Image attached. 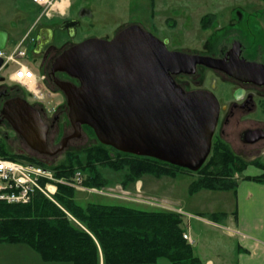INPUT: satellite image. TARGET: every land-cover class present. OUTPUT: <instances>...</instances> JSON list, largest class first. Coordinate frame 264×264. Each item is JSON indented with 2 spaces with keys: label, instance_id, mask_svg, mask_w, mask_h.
<instances>
[{
  "label": "water",
  "instance_id": "95a60500",
  "mask_svg": "<svg viewBox=\"0 0 264 264\" xmlns=\"http://www.w3.org/2000/svg\"><path fill=\"white\" fill-rule=\"evenodd\" d=\"M50 36L44 28L37 46ZM8 38V32L0 29V49ZM197 63H201L197 54L168 50L165 41L130 25L111 39L85 38L55 57L52 70L79 81L76 86L56 80L66 97L71 134L50 145L48 125L39 110L21 97L3 104L2 117L39 154L61 152L85 125L100 143L120 152L196 171L211 151L218 101L211 92H185L171 74L194 73ZM250 133L249 143L264 138L263 129Z\"/></svg>",
  "mask_w": 264,
  "mask_h": 264
},
{
  "label": "rangeland",
  "instance_id": "374dc122",
  "mask_svg": "<svg viewBox=\"0 0 264 264\" xmlns=\"http://www.w3.org/2000/svg\"><path fill=\"white\" fill-rule=\"evenodd\" d=\"M68 5L67 11H64L63 14L51 13L50 16L43 14L39 17L42 13V8L33 3L32 0H0V29L7 31L9 34V42L7 45L9 46L10 44H13L28 31L31 25L35 24L33 35L36 34L40 26L48 25L53 28V37L50 44H53L56 47L60 46V44L67 40L68 37L65 31L54 28L55 24L59 23L63 18L75 17L76 12L79 13L80 9H86L88 13L81 17L76 16V18L79 17L80 24L75 29L76 34L72 39V42H79L88 37L104 39L108 37L113 38V35L117 30H123L130 25H138L144 31L157 37L159 40L165 41V46L168 50L191 52L190 54L204 51L205 48L203 45L205 41V45H207V42L209 41L208 45H212L210 47L215 50L218 49L219 45L222 44L224 40L231 39V37L239 39L244 43V46H252L263 42V36L260 32L264 29V0H69ZM260 14H262L260 19L263 26H258L259 24L255 19V15ZM207 15L211 16V18H209L211 19V21L209 20L210 25L209 27L202 28L201 19ZM235 17H237V19ZM31 22L33 23L31 24ZM32 46L34 45L32 44L29 48L26 61L37 75L45 77L47 75V67H43L42 69L38 67V62L41 56L33 53ZM13 69L14 67L12 65H8L3 72H0V76H5V79L3 77L0 78V80H2L0 83H11L7 80L9 73ZM211 75L208 74V77ZM193 86L197 87V85ZM41 90L45 95H49L50 103L56 104L58 101L61 102L62 99L59 98L58 93L52 94V88H44L42 85ZM53 91L57 90L53 89ZM27 94L29 95L28 99L32 104L38 107L42 106L33 95L28 92ZM62 102L65 104V100ZM36 109H41L46 114L49 113L47 108ZM67 114L68 108H63L58 122L60 128L57 129L58 131L56 130L57 134L54 140L51 137L52 141L49 139L48 143L55 145L62 136L69 134L72 131V126L70 125ZM0 132L3 136L5 133L9 135L7 141L8 149L5 145H2L6 151L32 156L48 165H57L64 161L69 163L70 161L73 164L72 167L75 168L70 176H73L76 172H80L83 179V186L86 188H73L75 191L74 201L83 206L89 202H94L101 204H124L139 207L141 209L163 210L173 213L180 210L182 214L184 212L185 215L181 216L177 213L176 214L182 220L183 232H187V230H185L187 228L186 219L191 217V212H207L215 204L221 203L216 200H221L224 196L222 195V192H218V190L195 195L189 194V183L199 178L197 170H189L179 173L175 179H165L168 182H171V190L169 193L173 194L174 199L178 197V203L165 197H157L145 193L143 186L137 182L141 177L134 182L128 183L127 185L130 187L122 186L121 182L124 180V175L127 172L126 168L118 171L107 166L96 165L97 171L100 173L101 177L107 180V184H85L84 182L87 177V171L82 170L81 168L78 169L75 159H70L68 157L69 153L76 152L79 154L81 161L85 163L84 150L99 143L93 130L85 125L81 127V135L78 138L72 139L67 147L54 156H42L33 151L24 140L12 133L8 127H3L0 129ZM216 138L225 141L234 152L228 140L234 138L233 131H230L228 139L224 136H216L213 139ZM1 140H3L2 137ZM109 152L111 156L115 155L114 151L109 150ZM257 153L258 154L255 155L256 157L253 158V160L257 159L264 163V148L259 149ZM251 154L240 156L246 161H251ZM243 171L244 170L240 172H232L230 180L237 182V180L242 177ZM57 176L70 178V176L65 175ZM151 176H145L143 179L151 178ZM116 185H121L122 190H124L125 193H120L118 190H109L114 189ZM158 192H164V188L158 190ZM54 200H56V194ZM56 202L58 203L57 200ZM59 207L62 208L60 205ZM221 208L222 206H219L216 210L221 211ZM64 212L71 220L83 227L66 210H64ZM209 215L210 214L207 215L208 219H210ZM191 227L194 229L193 237L195 246H198V240L203 241V239H207V236L210 235L207 232H203V238H199V235L197 234L198 230L205 229L204 225L199 221H192ZM4 243L5 245H2L0 252H3L4 257H9L8 261H6L7 264L27 263L24 260L15 261L10 258L11 256H18L20 259L22 258L24 251L20 250V247H16L15 244ZM201 244L204 243L201 242ZM9 250L13 252H10ZM100 256L102 257V255ZM157 264L170 263L166 259H160Z\"/></svg>",
  "mask_w": 264,
  "mask_h": 264
},
{
  "label": "trees",
  "instance_id": "16d2710c",
  "mask_svg": "<svg viewBox=\"0 0 264 264\" xmlns=\"http://www.w3.org/2000/svg\"><path fill=\"white\" fill-rule=\"evenodd\" d=\"M209 18L202 17V28L209 27ZM109 150L115 155L111 156ZM84 152L85 163L76 152L69 153L68 157L75 159L78 169L87 171L84 183L89 185L107 184L96 165L118 171L126 168L121 182L124 187L146 174L157 178L176 177L189 171L152 157L120 152L100 142ZM0 154L48 166L59 176H70L75 170L70 161L48 165L32 156L6 151L1 144ZM248 165L262 169L263 174L245 178L264 182V163L257 159L246 161L225 141L213 139L211 153L197 170L199 178L189 184L188 192L233 189L236 181L230 180L232 172H240ZM74 192L73 188L59 184L56 200L83 227L71 220L62 208L36 194L25 204L0 202V242L27 244L44 261L50 262L99 264L101 254L104 264H156L160 259L170 264H205L194 253L192 244L183 238L182 220L176 213L124 204L89 202L83 206L74 201ZM223 215L212 213L209 217L217 221Z\"/></svg>",
  "mask_w": 264,
  "mask_h": 264
},
{
  "label": "flooded vegetation",
  "instance_id": "af4514ba",
  "mask_svg": "<svg viewBox=\"0 0 264 264\" xmlns=\"http://www.w3.org/2000/svg\"><path fill=\"white\" fill-rule=\"evenodd\" d=\"M87 12L86 9H80L79 13L76 12L75 17L63 18L59 23L55 24L54 28L65 31L68 37L60 46L56 47L50 44L53 37V28L48 25L40 26L34 35L32 43L34 45L32 46L33 53L41 56L38 67L40 69L47 67V75L44 77L42 85L44 88H52V94L58 93L59 98L62 99L61 102L53 103L52 111L47 114L41 109L39 110L42 120L48 125L47 142L49 139L52 141L51 137L54 140L58 131L57 129L60 128L58 126L59 117L63 108H68L66 97L58 88L56 80L70 82L76 86L79 85V81L67 73L53 71L52 63L63 49L78 43L72 42L76 34L75 29L80 24L79 17L76 18V16H84ZM261 16L262 14L255 15L256 22L259 24L258 26H263L261 24ZM235 18L237 19V17ZM44 28L51 31V36L46 44L38 47L37 36ZM119 31L121 29L117 30L116 33ZM116 33H114L113 37ZM260 33L263 36V42L252 46H244V43L239 39L231 37V39L229 38L230 40H224L218 49L215 50L210 47L212 45H208L209 41L205 45V41L203 45L204 51L195 53L201 58V63L196 64L194 73L179 72L171 74L175 84L185 92L195 90L207 91L215 96L218 101L219 116L213 138L224 136L228 139L230 131H233L234 138L232 140L228 139L232 149L235 153L242 156L252 153L251 159L256 157L255 155L258 154L257 151L259 149L264 148V138L249 143V140L253 137L250 131L257 129L264 130V29ZM208 74L212 75L208 77ZM0 85H2L0 86V129L8 127L12 133L24 140L13 129L11 124L2 117L3 104L10 98L21 97L34 108L44 107L32 104L28 99L29 95L27 91L18 84L0 83ZM193 85H197V87ZM53 89L57 91H53ZM63 100H65V104L62 102ZM71 133L72 131L69 134ZM1 137L3 140H1ZM8 139L9 135L7 133L3 136L0 132V143H2L1 145H5L7 149ZM72 139L74 138L68 140L66 147Z\"/></svg>",
  "mask_w": 264,
  "mask_h": 264
},
{
  "label": "crops",
  "instance_id": "0c3cea01",
  "mask_svg": "<svg viewBox=\"0 0 264 264\" xmlns=\"http://www.w3.org/2000/svg\"><path fill=\"white\" fill-rule=\"evenodd\" d=\"M68 4L69 0H67ZM67 5H64L61 9L55 4L54 7L57 10L55 14H63L68 9ZM261 174H263L262 169L254 165H248L233 189L218 190V192H222V195H224L223 199L216 200L221 203L215 204L207 212H191V217L186 219L187 228L185 230H187L191 237L194 253L205 264H264V182L245 178V176H257ZM145 176L148 177L151 175H143L137 180L143 186L145 193L152 196L165 197L178 203V197L174 199L173 194L169 193L171 190V182L165 180L166 178L175 179L176 177L163 176L157 178L151 176V178L144 180L143 177ZM127 187L130 186L127 185ZM163 188L164 192H158V190H162ZM212 191L216 190L201 189L191 195ZM219 206H222L221 211L216 210ZM212 213H224V215L219 217L217 221H212L207 218V215ZM192 221H199L205 227L204 230H198L197 234L199 238H203V232L210 234L207 236V239H203V241L198 240V246H195L194 242V229L191 227ZM201 242L204 244H201ZM9 244H15L16 247H20L19 249L24 251L21 259L18 256L10 257L15 261L24 260L27 262L26 264H72L61 261H44L39 253L27 244ZM2 245H5V243L0 242V248ZM9 251L13 252L11 250ZM8 258L3 256V252H0V264H7L6 261H8ZM99 264H104L101 256L99 258Z\"/></svg>",
  "mask_w": 264,
  "mask_h": 264
},
{
  "label": "built area",
  "instance_id": "2783aa9c",
  "mask_svg": "<svg viewBox=\"0 0 264 264\" xmlns=\"http://www.w3.org/2000/svg\"><path fill=\"white\" fill-rule=\"evenodd\" d=\"M60 1L32 0L42 8L39 17L43 14L50 16L51 13H57L54 5ZM34 27L35 24L31 25L28 31L14 44L6 45L0 49V72H3L8 65H12L14 69L9 73L7 81L23 87L40 102L42 107L47 108V111L50 112L53 109V104L50 103L49 95H45L41 90L44 76L37 75L26 61L28 50L34 41ZM3 78L5 79V76ZM82 180L80 172H76L70 178H62L58 177L56 171L48 166L25 159H12L0 154V202L25 204L30 202L36 194H41L58 205L54 200L58 185L64 184L74 189H86ZM109 190L125 193L121 185H116L114 189ZM176 213L181 216L185 215L180 210H177ZM183 238L192 243L187 232H183Z\"/></svg>",
  "mask_w": 264,
  "mask_h": 264
},
{
  "label": "bare ground",
  "instance_id": "6f19581e",
  "mask_svg": "<svg viewBox=\"0 0 264 264\" xmlns=\"http://www.w3.org/2000/svg\"><path fill=\"white\" fill-rule=\"evenodd\" d=\"M66 4H67V0H61L59 3H57V7L62 9L63 6L66 5Z\"/></svg>",
  "mask_w": 264,
  "mask_h": 264
}]
</instances>
